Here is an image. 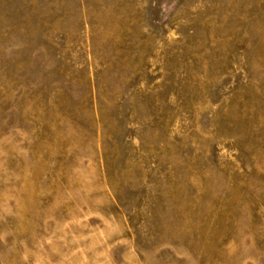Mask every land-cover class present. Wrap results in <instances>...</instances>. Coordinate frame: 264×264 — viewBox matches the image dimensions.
<instances>
[{"label":"rangeland","instance_id":"374dc122","mask_svg":"<svg viewBox=\"0 0 264 264\" xmlns=\"http://www.w3.org/2000/svg\"><path fill=\"white\" fill-rule=\"evenodd\" d=\"M0 264H264V0H0Z\"/></svg>","mask_w":264,"mask_h":264}]
</instances>
